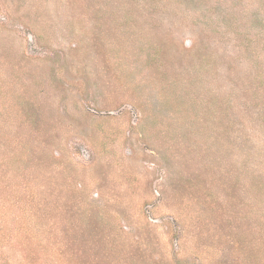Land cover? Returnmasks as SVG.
<instances>
[{
	"label": "rangeland",
	"instance_id": "obj_1",
	"mask_svg": "<svg viewBox=\"0 0 264 264\" xmlns=\"http://www.w3.org/2000/svg\"><path fill=\"white\" fill-rule=\"evenodd\" d=\"M0 264H264V0H0Z\"/></svg>",
	"mask_w": 264,
	"mask_h": 264
}]
</instances>
